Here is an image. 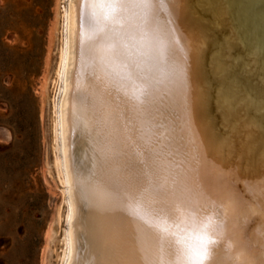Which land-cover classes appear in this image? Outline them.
Returning <instances> with one entry per match:
<instances>
[{
  "label": "bare ground",
  "instance_id": "6f19581e",
  "mask_svg": "<svg viewBox=\"0 0 264 264\" xmlns=\"http://www.w3.org/2000/svg\"><path fill=\"white\" fill-rule=\"evenodd\" d=\"M65 2L55 105L61 264H264V0ZM175 48L222 77L209 84L200 70L188 73L190 123L205 119L211 101L217 107L224 142L239 144L249 165V208L202 188ZM58 209L41 264H49ZM247 216L249 247L237 225Z\"/></svg>",
  "mask_w": 264,
  "mask_h": 264
},
{
  "label": "rangeland",
  "instance_id": "374dc122",
  "mask_svg": "<svg viewBox=\"0 0 264 264\" xmlns=\"http://www.w3.org/2000/svg\"><path fill=\"white\" fill-rule=\"evenodd\" d=\"M65 6L64 0H0V264H41L58 203L48 263L63 259L66 201L55 105ZM46 75L49 159L43 128Z\"/></svg>",
  "mask_w": 264,
  "mask_h": 264
},
{
  "label": "water",
  "instance_id": "95a60500",
  "mask_svg": "<svg viewBox=\"0 0 264 264\" xmlns=\"http://www.w3.org/2000/svg\"><path fill=\"white\" fill-rule=\"evenodd\" d=\"M65 1V0H64ZM125 4V3H124ZM121 3V8H126V4L124 5ZM62 7V6H61ZM192 14V10L188 9L186 15ZM195 16L196 12L194 13ZM175 54L177 55V58L179 60V66L181 68L184 61H186L188 73L192 75L196 69L198 71L200 70L201 73H203L209 84H214V82L221 81V78H217L215 75H212L207 69L209 66L208 60H204V63L202 62L198 64L199 67L196 66L195 63H191L192 58L190 56L186 55L181 52V54L178 56V48H175ZM79 53V52H78ZM172 56V62L173 59L176 58ZM53 59L54 54L51 55V66L48 69V72H50L52 66H53ZM170 59V58H169ZM194 75H192V78ZM190 78V77H189ZM196 82L197 79L195 80ZM200 82L198 83V85ZM47 94V90H46ZM48 96V95H47ZM215 95L212 96V99L214 100ZM44 108H43V128H44V134H45V154L47 155V158H50V146H49V133H48V101L44 100ZM191 103L193 104V100H191ZM197 107L195 108V110ZM199 112V109H197ZM205 119L202 120V122L198 124L192 125L191 123L188 124L187 129L190 130V133L192 132L193 138H194V144L196 146L197 156L196 160L202 167V169H199L198 177L202 180V188L208 196L211 195L209 192L211 189L212 191H216L218 195L216 197L213 195V198H220L223 199V197H229L233 198L235 200H240L241 203L239 205V210L242 208H249L251 207V195L246 191L244 188V185L246 184L245 180L247 178V174L249 173V165L247 163L245 164L246 160L243 155V151L241 154L239 153L240 147L239 144H231L228 146L227 143L224 142V138L228 133V128L221 123L220 116L218 113L217 107L214 105V103L211 101L207 109L205 110ZM241 118V114L239 113L237 115V120ZM69 145V143H68ZM201 152V153H200ZM45 155V156H46ZM203 163V164H202ZM257 166H260V162L257 161ZM221 174H226L225 180L226 183L223 181L221 182ZM210 193V194H209ZM219 196V197H218ZM210 197V196H209ZM65 206V205H64ZM233 215V214H232ZM240 232L238 234L239 239L242 240V242L245 244L246 247L251 246L250 245V234L253 232L255 228V222L253 220H250V218L247 216V219H245L242 223L238 224ZM55 227V224H53V229ZM254 250V249H253ZM250 254L252 257H255L258 255L257 250L250 251ZM52 256V254H51ZM50 256V257H51Z\"/></svg>",
  "mask_w": 264,
  "mask_h": 264
},
{
  "label": "snow or ice",
  "instance_id": "6c2138e0",
  "mask_svg": "<svg viewBox=\"0 0 264 264\" xmlns=\"http://www.w3.org/2000/svg\"><path fill=\"white\" fill-rule=\"evenodd\" d=\"M180 84H181V93H180V100L182 103L184 115H185V122L190 123L191 120V108H190V101H189V77H188V68L186 61L182 64L180 68ZM261 112H264V105L261 106Z\"/></svg>",
  "mask_w": 264,
  "mask_h": 264
}]
</instances>
